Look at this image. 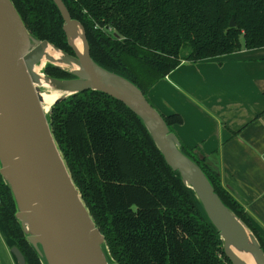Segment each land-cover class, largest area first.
<instances>
[{
	"label": "trees",
	"instance_id": "trees-1",
	"mask_svg": "<svg viewBox=\"0 0 264 264\" xmlns=\"http://www.w3.org/2000/svg\"><path fill=\"white\" fill-rule=\"evenodd\" d=\"M11 1L33 36L74 54L53 0ZM62 1L83 26L91 57L135 83L149 101L148 89L182 60L264 45V0ZM231 17L234 25L229 24ZM43 72L73 77L50 62ZM162 115L171 130L182 121L176 112ZM47 119L69 173L104 235L110 260L232 264L194 189L168 164L141 117L124 102L88 88L55 101ZM180 149L202 168L222 201L264 250L263 236L207 157L181 140ZM16 211L12 190L0 173L3 231L27 264H45Z\"/></svg>",
	"mask_w": 264,
	"mask_h": 264
},
{
	"label": "water",
	"instance_id": "water-1",
	"mask_svg": "<svg viewBox=\"0 0 264 264\" xmlns=\"http://www.w3.org/2000/svg\"><path fill=\"white\" fill-rule=\"evenodd\" d=\"M53 1L74 54L55 46L73 65L64 67L49 60L73 77L56 78L43 72L45 78L68 90L52 104L88 88L124 102L141 117L168 164L194 189L232 264H249L239 250H246L253 264H264V250L254 233L222 201L202 168L180 149V140L162 113L135 83L91 57L81 23L71 17L62 0ZM229 24H235L233 17ZM78 26L83 53L73 40ZM49 43L29 32L11 0H0V173L12 190L15 215L45 264H118L107 255L104 235L69 173L41 103L40 75L34 66ZM11 250L18 264H24L17 245Z\"/></svg>",
	"mask_w": 264,
	"mask_h": 264
},
{
	"label": "crops",
	"instance_id": "crops-1",
	"mask_svg": "<svg viewBox=\"0 0 264 264\" xmlns=\"http://www.w3.org/2000/svg\"><path fill=\"white\" fill-rule=\"evenodd\" d=\"M147 96L180 114L173 131L207 157L264 238V45L182 60ZM12 245L0 223V264H18Z\"/></svg>",
	"mask_w": 264,
	"mask_h": 264
},
{
	"label": "bare ground",
	"instance_id": "bare-ground-1",
	"mask_svg": "<svg viewBox=\"0 0 264 264\" xmlns=\"http://www.w3.org/2000/svg\"><path fill=\"white\" fill-rule=\"evenodd\" d=\"M74 42L79 48V51L83 53L84 50V43L83 39L81 37V29L78 26V31L75 37H73ZM49 60L62 65V66H71L73 65L71 61L67 59L65 54L55 46H53L51 43H49L46 48H45V53L43 54V57L41 60L35 64L34 70L37 71L40 75V81L38 84L42 87L39 91V94L41 96V103L43 105V109L45 111H48L52 102L59 96L65 94L68 92L67 89H62L60 88L57 84H55L53 81L50 79L45 78V74L43 73V69L46 65V63L50 62ZM238 253L243 256V258L247 261L249 264H253L252 259L249 257L248 253L246 250H239L237 251Z\"/></svg>",
	"mask_w": 264,
	"mask_h": 264
},
{
	"label": "rangeland",
	"instance_id": "rangeland-1",
	"mask_svg": "<svg viewBox=\"0 0 264 264\" xmlns=\"http://www.w3.org/2000/svg\"><path fill=\"white\" fill-rule=\"evenodd\" d=\"M64 67H68V66H64ZM44 73H45V72H44ZM37 87H38L39 90H41V89L44 88V87L40 86L39 84H37ZM50 107H51V106H50ZM49 110H50V108H49ZM49 110L47 111V113L49 112ZM11 243H12V244H15V241H12V240H11Z\"/></svg>",
	"mask_w": 264,
	"mask_h": 264
}]
</instances>
